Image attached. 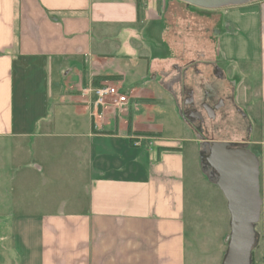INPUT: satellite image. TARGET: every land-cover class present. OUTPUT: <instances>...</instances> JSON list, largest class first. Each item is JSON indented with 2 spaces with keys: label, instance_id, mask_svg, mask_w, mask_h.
I'll return each mask as SVG.
<instances>
[{
  "label": "crops",
  "instance_id": "obj_1",
  "mask_svg": "<svg viewBox=\"0 0 264 264\" xmlns=\"http://www.w3.org/2000/svg\"><path fill=\"white\" fill-rule=\"evenodd\" d=\"M216 144L258 159L264 264V0H0V264H224Z\"/></svg>",
  "mask_w": 264,
  "mask_h": 264
},
{
  "label": "water",
  "instance_id": "obj_2",
  "mask_svg": "<svg viewBox=\"0 0 264 264\" xmlns=\"http://www.w3.org/2000/svg\"><path fill=\"white\" fill-rule=\"evenodd\" d=\"M205 9L242 5L256 0H179ZM219 174V186L230 200L234 224L224 264H252V250L261 208L259 163L245 149H226L216 144L209 158Z\"/></svg>",
  "mask_w": 264,
  "mask_h": 264
},
{
  "label": "built area",
  "instance_id": "obj_3",
  "mask_svg": "<svg viewBox=\"0 0 264 264\" xmlns=\"http://www.w3.org/2000/svg\"><path fill=\"white\" fill-rule=\"evenodd\" d=\"M95 94L98 97V104L101 106H106L109 100H114L115 104H124L128 99L118 88L110 86L96 89Z\"/></svg>",
  "mask_w": 264,
  "mask_h": 264
}]
</instances>
